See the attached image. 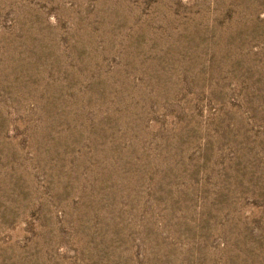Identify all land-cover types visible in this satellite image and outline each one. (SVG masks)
Masks as SVG:
<instances>
[{"label":"rangeland","instance_id":"374dc122","mask_svg":"<svg viewBox=\"0 0 264 264\" xmlns=\"http://www.w3.org/2000/svg\"><path fill=\"white\" fill-rule=\"evenodd\" d=\"M0 264H264V0H0Z\"/></svg>","mask_w":264,"mask_h":264}]
</instances>
